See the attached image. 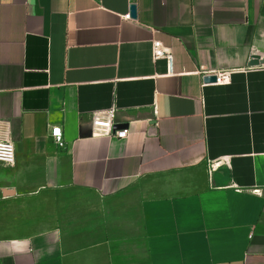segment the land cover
Wrapping results in <instances>:
<instances>
[{
  "label": "crops",
  "instance_id": "crops-1",
  "mask_svg": "<svg viewBox=\"0 0 264 264\" xmlns=\"http://www.w3.org/2000/svg\"><path fill=\"white\" fill-rule=\"evenodd\" d=\"M0 120V264H264V0H0Z\"/></svg>",
  "mask_w": 264,
  "mask_h": 264
},
{
  "label": "built area",
  "instance_id": "built-area-1",
  "mask_svg": "<svg viewBox=\"0 0 264 264\" xmlns=\"http://www.w3.org/2000/svg\"><path fill=\"white\" fill-rule=\"evenodd\" d=\"M126 21L131 20V16H125ZM152 58L157 61L160 59L167 60L172 63L173 56L168 52L161 42H153L152 45ZM230 73L216 74V84L227 85L230 83ZM116 121V109L113 108L109 111L98 112L93 114L92 118V138H116L118 140H124L129 135V130L124 129L121 131L115 130ZM11 125L7 121L0 120V167L12 168L16 164V150L12 140ZM53 143L60 149L65 147L63 132L60 127H53L50 132ZM213 169H215L213 167ZM257 196L264 195V189H255L251 191Z\"/></svg>",
  "mask_w": 264,
  "mask_h": 264
},
{
  "label": "water",
  "instance_id": "water-1",
  "mask_svg": "<svg viewBox=\"0 0 264 264\" xmlns=\"http://www.w3.org/2000/svg\"><path fill=\"white\" fill-rule=\"evenodd\" d=\"M131 16L132 17H136V7L134 5L131 7ZM204 81L206 83H215L216 82V77H207V78H205Z\"/></svg>",
  "mask_w": 264,
  "mask_h": 264
}]
</instances>
